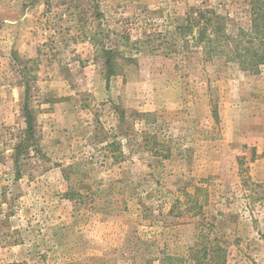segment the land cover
<instances>
[{"label":"rangeland","instance_id":"rangeland-1","mask_svg":"<svg viewBox=\"0 0 264 264\" xmlns=\"http://www.w3.org/2000/svg\"><path fill=\"white\" fill-rule=\"evenodd\" d=\"M190 7L250 27L249 0H0V264H264V68L185 60Z\"/></svg>","mask_w":264,"mask_h":264},{"label":"trees","instance_id":"trees-1","mask_svg":"<svg viewBox=\"0 0 264 264\" xmlns=\"http://www.w3.org/2000/svg\"><path fill=\"white\" fill-rule=\"evenodd\" d=\"M250 27L245 29L237 27L236 31L228 30L227 17L217 13L213 9L204 7H190L179 21L171 19L170 38L172 48L178 49L185 60L193 57V51L199 52L201 58L216 62L218 68L227 65L236 66L239 70L248 74H259L264 68V0H249ZM96 16L101 17L100 13ZM177 44V46H176ZM112 48H104L101 55L104 59V76L106 83L116 74L115 56ZM219 71V69H217ZM30 86L26 82L24 86L23 118L24 127L15 135L14 165L17 175L20 173L21 161L30 156V151H39L38 140L35 134L34 112L30 106ZM141 118V114L135 113ZM125 117L124 111L120 112V121ZM107 147L112 153L118 151L122 155L119 142L112 138ZM114 158L117 157L113 154ZM216 255H220L222 264H226L224 253L217 246ZM202 251V249H201ZM200 250L192 256L194 264H218L207 258V250L198 258ZM183 258H181L182 260ZM175 258H170V261Z\"/></svg>","mask_w":264,"mask_h":264}]
</instances>
